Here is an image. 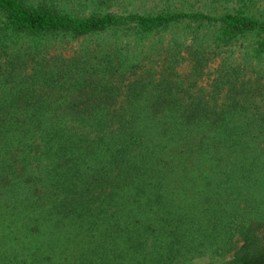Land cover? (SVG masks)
I'll return each instance as SVG.
<instances>
[{
    "label": "trees",
    "instance_id": "obj_1",
    "mask_svg": "<svg viewBox=\"0 0 264 264\" xmlns=\"http://www.w3.org/2000/svg\"><path fill=\"white\" fill-rule=\"evenodd\" d=\"M41 1L0 0V264H264L258 77L224 64L221 98L169 78L124 83L131 71L105 56L104 66L72 58L55 70L40 56L50 34L130 25L142 35L189 20L219 23L228 42L264 34V18L246 9L79 16L57 9L67 0ZM65 84L89 91L55 93Z\"/></svg>",
    "mask_w": 264,
    "mask_h": 264
},
{
    "label": "rangeland",
    "instance_id": "obj_2",
    "mask_svg": "<svg viewBox=\"0 0 264 264\" xmlns=\"http://www.w3.org/2000/svg\"><path fill=\"white\" fill-rule=\"evenodd\" d=\"M243 0H109L107 5H98V0H67L57 2V9L65 6L69 12L79 16L90 15L93 11L111 12L117 15L139 12L154 15L164 11L175 12H202L211 16L222 15L228 12L247 10L258 18H264V0H250L249 6L241 8ZM40 3L41 0H31ZM61 3H66L61 4ZM60 7V8H59ZM219 23L208 21L180 20L171 23L168 27L139 35L130 25H118L84 35L70 33L50 34L40 40V56L45 58L43 67L54 69L73 62H82L89 69L101 62L105 56L110 62L122 60L128 68V83L132 78L141 80H154L155 82L167 79L182 82L190 93L205 92L218 94L223 98L225 89L214 87L218 76V69L225 65H239L245 78L252 81L258 77L263 86L264 93V51L258 53L255 48L259 41L264 39V34L256 32L241 34L225 42L218 38ZM22 47L27 48L32 44L30 38L20 40ZM199 61L205 65L200 72L196 71ZM132 62V63H131ZM135 67H131V64ZM201 64V65H203ZM122 67L121 66V70ZM92 73V77L103 74L100 70ZM263 75V77L260 76ZM251 78V79H250ZM122 80V79H119ZM70 81V79H68ZM123 85V82L121 83ZM217 85V84H216ZM215 85V86H216ZM55 93L76 95L85 93L69 84ZM201 89V90H200ZM127 88L119 91L120 98L124 97ZM261 95V94H260ZM257 96L259 102L261 97ZM262 100V99H261Z\"/></svg>",
    "mask_w": 264,
    "mask_h": 264
}]
</instances>
